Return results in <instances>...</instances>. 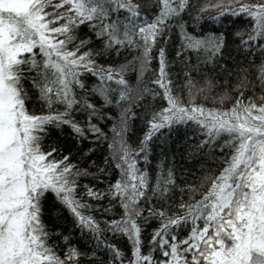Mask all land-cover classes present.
Instances as JSON below:
<instances>
[{
	"label": "snow or ice",
	"instance_id": "obj_1",
	"mask_svg": "<svg viewBox=\"0 0 264 264\" xmlns=\"http://www.w3.org/2000/svg\"><path fill=\"white\" fill-rule=\"evenodd\" d=\"M188 7L0 0V264H264V0H206L192 31ZM213 11L208 19L223 29L204 30ZM173 29L180 43L170 62ZM128 51L137 54L114 62ZM149 95L163 106L145 113L133 148L129 122ZM106 107L119 110L112 139L99 126ZM53 129L69 143L46 145ZM85 141L81 159L107 142L114 181L95 161L72 162ZM178 152L223 167L178 184Z\"/></svg>",
	"mask_w": 264,
	"mask_h": 264
},
{
	"label": "trees",
	"instance_id": "obj_2",
	"mask_svg": "<svg viewBox=\"0 0 264 264\" xmlns=\"http://www.w3.org/2000/svg\"><path fill=\"white\" fill-rule=\"evenodd\" d=\"M138 2L142 5L143 9L145 11H155V0H138ZM206 2V0H189V7L188 9L184 12L183 14V19L187 21V25H188V30L192 31L193 30V20L192 17H194L197 13V11L199 10V8ZM152 3L153 7L151 9L148 8V4ZM209 15H215V12H211V13H205L204 16L205 18L203 20L200 21V26H202V28L204 30H210V31H217V30H221L223 29V25L220 24L218 25L216 22H214L211 19H208ZM239 24V21L237 22ZM197 32H200V27H197L195 29ZM84 29H81V32H83ZM171 43L168 45L169 47V51H170V62L171 59L174 58L175 56V52L174 49L175 47L180 43V39H179V32L178 29H173L172 33H171ZM238 43V41L234 40V38L231 35V31L229 32V46L231 49H233V54L236 44ZM137 53L128 51V52H124L121 54V56L119 57L118 60H115V63H123L125 61V59L127 60H131L132 56L135 55ZM225 55L227 56L228 53L226 51ZM255 59L257 61H259L260 56L259 54L256 55ZM153 67H155V65H153ZM174 73H176V76L174 77L175 82L177 84H180L182 82L181 80V74H180V70H181V65L179 62L176 63V65L171 69ZM126 78L129 79L132 83L136 82V72L134 70V68L130 69L127 73H126ZM153 78V74L152 73H147L144 77L145 81H149ZM91 79H89V83H91ZM148 87H152L151 84L148 85ZM260 94V88L258 86V82H257V87L255 89V95H259ZM233 96L236 95V93H232ZM244 95L245 97L253 95V92L250 90V88L248 89H244ZM207 103L209 104V106L212 105V98L209 97ZM230 102L229 101H225V105L227 106ZM157 105L162 107L163 104L160 103L159 98L156 99V101L152 100V97L149 95L142 103L140 108H135L134 111L137 112V117L136 119L132 120L129 122V130L126 133V139L129 143V145L131 147H136L138 145V141L140 139V137L143 134V130H144V124H145V120L147 119L145 113L153 106V105ZM37 108H39V105L36 106ZM104 111L106 113H108V118L103 119L99 122V126L101 127V129L104 131V133L107 135L108 139H112L113 133L111 131V126L114 123H118L119 120V110L115 107H106L104 109ZM143 117V119H142ZM81 117H77V119H80ZM67 129H65V134L67 133ZM189 135H191V133H189ZM71 140L70 137L66 138V135H61L58 132H56L54 129L52 130V137L51 139H48L45 144H51L53 142H59L60 144H68L69 141ZM73 144H75L74 141H72ZM90 145L88 144V141H85L84 144L82 146L77 145L76 148H74V152L75 155H73L72 157V162H77L80 163L81 166H87L88 161H95L96 166L97 167H103L105 168V173L107 174V176L111 179V180H115L118 176H119V170H117L114 167L113 161L111 159V153L110 150L108 149V144L106 141H101L97 146H96V150L93 153H90L87 157V159H81L80 158V152L83 151L84 147H89ZM173 150H176V146L173 145ZM215 157H220L221 153L219 151H216L212 154ZM105 159H107L108 163L107 166L105 167ZM177 162H178V170H177V183L181 184V183H191V184H196L199 183L198 178L202 177L203 175H205V172H211L212 169H219L221 167H223V164L220 162L219 159H216L215 161L213 160L212 156L209 157H204V156H199V157H193L191 159L188 158H181V154L180 152L177 153ZM201 165H203V168H201ZM143 162H140V167L142 168ZM185 170L187 172V175H185ZM90 171H96V168H91ZM86 182V181H84ZM101 187L103 185H100ZM177 197H179V193L176 194ZM185 198H187V193H185ZM114 212L118 213L119 209L115 208ZM97 218H99V214H96ZM106 219L109 218H116L114 215H112L111 213L109 214V216L105 217ZM49 224L53 225V230H55V227L59 226V222H54L53 220H48L47 221ZM70 227V225H69ZM103 227V225H102ZM65 232L67 231V228L62 229ZM109 235V238L111 239V242L113 243H117L122 244L123 240H121L120 237H115L112 238ZM55 239V237H54ZM73 243L79 244L80 242L77 240H73ZM82 247V245H81Z\"/></svg>",
	"mask_w": 264,
	"mask_h": 264
}]
</instances>
